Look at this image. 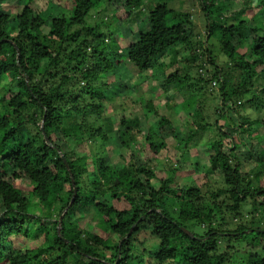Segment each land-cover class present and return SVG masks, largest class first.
Wrapping results in <instances>:
<instances>
[{"label":"trees","instance_id":"16d2710c","mask_svg":"<svg viewBox=\"0 0 264 264\" xmlns=\"http://www.w3.org/2000/svg\"><path fill=\"white\" fill-rule=\"evenodd\" d=\"M69 1L72 6L69 17H54L49 10L37 13L32 6L34 0H25L21 11L14 15L0 11V88L8 95L0 96V264H115L116 260L117 264H141L143 261L135 258L136 249L141 257L161 264H225L222 248L225 241L244 242L249 247L248 264H264V228L261 227L264 186L259 185L257 174H254L256 180L247 176L253 159L249 142L257 140L255 145H258L264 139V117L250 119L238 112L244 104L256 107L262 102L264 86H260L258 95L251 90L264 75V24L251 27L252 20L245 15L247 8L231 12L230 0H217L218 3L203 0L207 41L215 39L220 44L232 68L240 73V86L244 88L238 90L233 85L228 88L226 74L221 76L218 67L210 75L204 65L196 66L194 63L200 55L195 50L184 59L185 69L193 70L198 80L215 85L220 82L221 107L236 114L234 118L238 120L235 124L231 119L229 122L220 112L215 120L214 131L229 143L218 138L208 144L212 151L206 154L210 167L206 177L217 175L223 186L215 189L209 186L203 193L199 186L178 183V165H171L160 178L157 169L162 171V167L158 164L145 162L137 166L122 158L118 169L105 163L109 153L103 149L104 153L101 150L94 157L62 148L61 141L78 146L103 141L111 134L118 135L122 146H130L139 135L155 153L167 147L152 126L147 133L140 130L137 117H122L120 129L113 117H104V102L109 100L104 90L108 85L94 87L92 82L104 79L112 70L110 60L118 54L123 36L118 33L111 34L114 38L109 35L106 38V32L96 33L99 27L87 24L86 18L100 0ZM130 1H135L137 6L147 0H125L123 6L127 12L124 21L145 18L148 24L146 31H139L136 41L125 42L121 53V58L138 73L148 72L160 57L170 51L176 53L177 47L190 45L185 28L190 23L189 17L167 6L173 0H156L149 12L144 7L147 15L143 10L127 7ZM260 6H264V0H260ZM240 14L245 17L235 22ZM116 17L119 18L114 14L110 19L115 21ZM227 17L233 22L226 24ZM10 20L15 21L13 26ZM85 36L88 38H81ZM204 54L211 56L210 49H203L201 55ZM83 58L88 59L84 71L81 67L72 68L71 75L58 71L75 61L83 64L80 61ZM53 68L56 72L51 71ZM82 72L85 74L75 81L76 74ZM207 74L210 77L204 78ZM190 76L173 70L161 81V86L181 90ZM16 79L15 88L7 84ZM74 81L85 83L76 90L78 97H73L74 89L65 88L75 85ZM70 92H73L71 96ZM193 99L191 95L181 103V108L189 113L195 104ZM30 110L33 113L29 116ZM91 119L98 120L100 125L90 128ZM158 125L166 126L171 134L175 132V126L164 114L158 115ZM189 127H194L193 121ZM214 127L199 125L180 139L177 150L182 149L179 157L189 171L194 167L189 156L198 144L196 136L200 129ZM260 149L263 156L257 157L256 165L259 173L264 171V148ZM258 198L262 200L255 201ZM248 199H254L249 221L244 220L242 213ZM121 200L126 205L118 209L114 202ZM85 216L89 220L82 228L79 221ZM237 219L239 222L231 229L230 225ZM246 231L253 236L245 242ZM141 233L157 239L158 248L153 251L143 247L144 242L138 240ZM12 236L43 240L34 249L5 250V241ZM107 253L112 256L107 257ZM68 256L74 260L69 262Z\"/></svg>","mask_w":264,"mask_h":264},{"label":"rangeland","instance_id":"374dc122","mask_svg":"<svg viewBox=\"0 0 264 264\" xmlns=\"http://www.w3.org/2000/svg\"><path fill=\"white\" fill-rule=\"evenodd\" d=\"M24 1L25 0H0V11L2 10L7 13H11L12 15L19 13L23 8L22 5ZM124 1L125 0H121V2L120 0H100L97 7L93 9L90 15L86 18L87 24L89 26L99 27L96 29V33H99V31L106 32V38L107 35L114 38V36L111 34L116 36L118 33L123 36L119 43L120 46L118 54L112 55L110 60L113 64L112 70L106 74L104 79L100 78L99 80L92 82V85L94 87L104 83L108 85L107 89L104 90V95L109 100L104 102L105 109L103 115H105L104 117H113L116 122L115 126H117V129H120L121 124L119 121L122 117H137L140 130H142L144 133H147L148 128L152 126L154 133L158 134L159 138L164 140L167 147L166 149H162L158 153H155L149 148V145L144 142L142 136L136 135L134 131L136 137L129 144L130 146H122L119 142L118 135L111 134L109 137H106L103 140L104 142L98 140L96 143H86L89 145V149L87 147L88 145L85 143L78 146H72L73 144L67 145L64 141H61L62 148L64 150H69L71 148L72 151L79 153L83 152V154L89 153L94 157L98 156L97 154L103 149L109 153L108 157H105V163L111 164L118 169L121 168L122 158L129 161L131 160L137 166H141L145 162L152 166L158 164L162 167V171H160L159 168L157 169V175L160 178L165 176L166 170L171 165H178L179 171L176 173L178 183L183 185L186 184L188 186H199L203 193H206L209 186L212 189L222 187L223 184L217 175L206 177V173H210L209 162L206 154L212 151V147L208 144L218 138H221L222 142L225 144L229 143L226 137L222 138L220 137L219 133L214 131V123L216 118L218 119L219 117V112L226 115L225 117L227 118V121L231 122V120H233L234 124L238 122V120L234 118L237 115H234L230 110L226 111L221 107L219 100L220 82L216 83L215 85L210 81L206 82L205 80H198L199 77L196 76L193 70L189 69L188 71L185 69L186 62L184 59L186 57L188 58L192 54V50H195L194 52L200 55V58L194 63L196 66L197 64H201L200 66L204 65V67L209 70L210 75L211 72L214 73L218 67L219 74L221 76L226 74L228 86L233 85L238 90H244V88L243 86H240V73H237V71H235L236 69L232 68L231 62L226 57L224 52L221 51L220 44L215 39H209L207 41L206 18L204 12L202 11V3H206V1L173 0L167 3V6L170 9L174 10L175 12H182L189 17L190 23L185 28L189 36L190 45L177 47L176 53L170 51L165 56L160 57L154 67L144 74L138 73L126 59L121 58V53H123L122 51L125 42L131 43L136 41L139 31H146L148 29V24L146 23L145 18H140L133 22L124 21L127 16V12L123 7L125 3ZM247 1L230 0L228 5L232 3L231 12H237L241 8H247L248 11L245 15H247L252 20L250 21L251 27H256L260 24V22L264 24V6H260V0ZM214 2L218 3L217 0ZM155 4L156 0H147L142 2V4L139 3V5L136 6L135 1H130L127 2L126 6L131 7L133 10H143L145 15H147V11L149 12ZM32 6L34 7H32L33 10L37 13H47L49 10L50 12H53L54 17L57 18L69 17L72 7L69 0H34ZM50 7H52L53 10ZM144 7L147 9V11H145ZM114 14L119 16V18L116 17L115 21L110 19ZM245 15L240 14L238 17H236L235 22L243 19ZM10 22L11 26H13L15 23L14 20H10ZM231 22L233 21L230 18L227 17V19H225L226 24H230ZM81 38L85 39L88 37L85 36ZM205 48L210 49L211 56L208 54L201 55L203 49ZM86 52H90L89 48L86 49ZM210 60L213 61L212 64L209 63ZM80 61H83V64L79 65L78 62L75 61L69 66L63 65V67L59 68L58 71L65 73L64 75H71V69L75 67H81V69L84 71L88 67V59L83 58ZM162 66H165V68L162 69ZM176 69L180 72V74H182V76L189 73L191 75L190 79L185 82L186 84L184 88L177 90V88H173V86H170L169 88L161 86V81L164 80L165 76H168L170 72ZM51 71L56 72V69L53 68ZM84 74L85 72H82V74H76L75 81L80 80L78 78ZM209 74H207L204 78L210 77ZM203 76L204 75H202V77ZM142 77L144 78L142 79ZM15 81H17V79L14 81H7V84H11L12 88H15ZM83 84L85 83L80 81L79 84L72 85V87L67 85L65 88L74 89L75 91L73 97H78L79 92L76 90ZM260 86H264V75L255 81L254 88L251 91L257 92L258 95L261 90ZM42 88H44V86ZM228 88H230V86ZM44 90H48L47 85ZM14 91L16 92V89H14ZM72 93L73 92H70L69 96H71ZM191 95L194 96L193 103L195 104L188 113V109L183 110L181 108V103L188 99ZM0 96H5V98L8 97L5 89L3 90L0 88ZM241 99L242 98H239L238 100ZM147 104L150 106L148 107ZM156 112H158V114ZM238 112L240 115L247 116L250 119H255L258 116L263 118L264 94L262 95V102L256 107L254 105L244 104L242 105L241 109L238 110ZM27 113L30 116L33 111L30 110ZM163 114L170 120L172 125L175 126L174 134L166 131V126L161 127L158 125V115ZM189 114L192 115L190 116ZM36 118H38V114ZM93 120L94 119H91L90 128H95L100 125L98 120ZM191 121H193L194 127L196 128L199 125L205 124L213 125L214 128H207V130L203 131L200 129L201 132L195 138V141H198V144L190 152L189 159L190 162L193 163L194 167L191 169V171H189L187 168H185L181 158L179 157L180 154L182 155V149L177 150V147L181 146L180 139L186 138L188 132L195 129L194 127H189L191 126ZM35 132L36 131L33 130L32 134ZM225 132L230 133L231 131L227 129ZM24 136H27V133ZM235 137H239V140L243 141V138L240 135H236ZM256 141L257 140H252L249 142L252 143L251 147L253 148V159H251V162L249 163L250 165H248L250 168H248L247 176L252 180H256L254 174H257L259 185L264 186V171L260 170L259 173L258 167L256 166L259 162V160L257 161V157L259 158L263 156V152L261 151L260 147L262 149L264 148V139L261 141V145H255ZM103 150L102 153H104ZM216 174H218V172H216ZM154 184L156 185V182H154ZM202 184L205 185L202 186ZM260 200L262 199L258 198V200L256 199L255 201ZM125 205L126 202L123 200L114 202V206L118 209H122V207ZM253 205L254 199H248L246 203L243 204L242 213L244 215V220H250L249 218H251V215L248 213L253 210ZM1 213L2 209L0 207V215ZM259 213L260 212L257 213V217ZM87 217L88 218L85 216L83 219H81V221H79V225L82 228H84L83 226H85V223L89 220V216ZM238 222V219L233 221L230 225V228H235V225ZM263 223L261 227L264 228ZM95 225L96 222L93 223L94 233H96L94 228ZM244 234L245 242L252 239L253 235L249 234L248 231L244 232ZM7 239L5 241V250L20 249L22 251L25 249H34L38 247L43 240V238H28L21 236H12ZM138 240L140 242L143 241V247H146L147 249L154 251L158 248V240H152L145 233H141L138 236ZM245 245L246 244L244 242L232 244L231 242L226 243L225 241L222 245V248L224 249L223 254L225 258V264H248L249 247L247 248ZM138 252H140V250L136 249L135 258L141 259L143 261L141 264H161L155 260L151 261L147 260L146 257H141L138 255ZM111 256V254L109 255V253H107V257ZM73 260L74 258L72 256H68L69 262H72Z\"/></svg>","mask_w":264,"mask_h":264},{"label":"water","instance_id":"95a60500","mask_svg":"<svg viewBox=\"0 0 264 264\" xmlns=\"http://www.w3.org/2000/svg\"><path fill=\"white\" fill-rule=\"evenodd\" d=\"M71 183H72V185L74 186V180H73L72 177H71ZM73 191H74V193H73V197H75V192H76V190H75L74 187H73ZM72 201H73V198H72L71 201L69 202V206H71ZM65 211H66V209L64 210L63 213H65ZM63 213H62V214L60 215V217H59V220H58V227H60V225H61V221H62V218H63ZM130 231H131V230H130ZM130 231H129V233H130ZM117 262H118V260H116V263H115V264H117Z\"/></svg>","mask_w":264,"mask_h":264}]
</instances>
